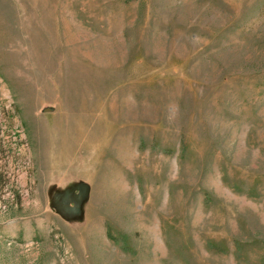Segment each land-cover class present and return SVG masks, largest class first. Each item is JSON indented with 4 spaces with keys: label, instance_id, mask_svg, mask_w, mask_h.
<instances>
[{
    "label": "rangeland",
    "instance_id": "1",
    "mask_svg": "<svg viewBox=\"0 0 264 264\" xmlns=\"http://www.w3.org/2000/svg\"><path fill=\"white\" fill-rule=\"evenodd\" d=\"M0 264H264V0H0Z\"/></svg>",
    "mask_w": 264,
    "mask_h": 264
},
{
    "label": "water",
    "instance_id": "2",
    "mask_svg": "<svg viewBox=\"0 0 264 264\" xmlns=\"http://www.w3.org/2000/svg\"><path fill=\"white\" fill-rule=\"evenodd\" d=\"M52 109H53L52 106H45V107H43V110L44 111H48V110H52Z\"/></svg>",
    "mask_w": 264,
    "mask_h": 264
}]
</instances>
